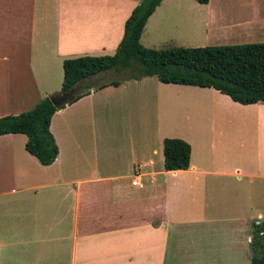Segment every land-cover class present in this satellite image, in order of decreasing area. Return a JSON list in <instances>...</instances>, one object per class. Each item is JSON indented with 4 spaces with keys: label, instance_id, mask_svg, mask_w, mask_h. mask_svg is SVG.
Listing matches in <instances>:
<instances>
[{
    "label": "crops",
    "instance_id": "1",
    "mask_svg": "<svg viewBox=\"0 0 264 264\" xmlns=\"http://www.w3.org/2000/svg\"><path fill=\"white\" fill-rule=\"evenodd\" d=\"M140 2L0 0V117L60 93L65 59L114 54ZM140 42H264V0H162ZM107 73L79 81L83 95L53 114L50 165L25 134L0 135V264H251L264 101L155 76L99 88ZM174 114L188 119L175 137L190 144V165L166 170L161 120Z\"/></svg>",
    "mask_w": 264,
    "mask_h": 264
},
{
    "label": "trees",
    "instance_id": "2",
    "mask_svg": "<svg viewBox=\"0 0 264 264\" xmlns=\"http://www.w3.org/2000/svg\"><path fill=\"white\" fill-rule=\"evenodd\" d=\"M162 0H141L125 22L124 34L112 55H83L63 61V83L66 91L81 80L110 71L118 75L106 85H118L124 80L155 76L163 83L212 87L241 104L264 101V42L239 45L170 47L152 49L140 42L148 17ZM206 3L208 0H197ZM76 95L68 103L80 98ZM65 104L55 106L47 96L31 109L0 117V135L22 133L27 136L26 150L42 165H50L58 155V146L50 131L53 114ZM164 168L187 169L191 146L181 138L163 139ZM251 264H264V220L253 224Z\"/></svg>",
    "mask_w": 264,
    "mask_h": 264
},
{
    "label": "rangeland",
    "instance_id": "3",
    "mask_svg": "<svg viewBox=\"0 0 264 264\" xmlns=\"http://www.w3.org/2000/svg\"><path fill=\"white\" fill-rule=\"evenodd\" d=\"M106 75L107 76L104 77V80H110L113 78L118 79V75L116 73H114L113 71L110 73H107ZM154 79H157V78L155 77ZM124 81H126V80H124ZM187 120L188 119H184V118L179 117L177 114L171 115V117L166 115L165 120L164 119L161 120V126H162L163 134H167L168 137L178 136V134H180L182 130H185L188 127L187 126V123H188ZM191 121L195 122V123L199 122V120L195 116H193V120H191ZM175 138H179V137H175ZM257 253L264 254V249L261 251L258 250Z\"/></svg>",
    "mask_w": 264,
    "mask_h": 264
},
{
    "label": "water",
    "instance_id": "4",
    "mask_svg": "<svg viewBox=\"0 0 264 264\" xmlns=\"http://www.w3.org/2000/svg\"><path fill=\"white\" fill-rule=\"evenodd\" d=\"M77 84V83H76ZM76 84L66 91H61L50 96L51 101L55 106H60L62 104H67L72 100L76 95Z\"/></svg>",
    "mask_w": 264,
    "mask_h": 264
},
{
    "label": "built area",
    "instance_id": "5",
    "mask_svg": "<svg viewBox=\"0 0 264 264\" xmlns=\"http://www.w3.org/2000/svg\"><path fill=\"white\" fill-rule=\"evenodd\" d=\"M138 182L136 180L132 181V184L136 185Z\"/></svg>",
    "mask_w": 264,
    "mask_h": 264
}]
</instances>
